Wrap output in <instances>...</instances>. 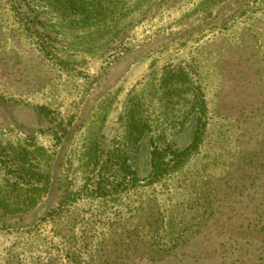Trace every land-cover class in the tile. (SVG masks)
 <instances>
[{
    "label": "rangeland",
    "instance_id": "1",
    "mask_svg": "<svg viewBox=\"0 0 264 264\" xmlns=\"http://www.w3.org/2000/svg\"><path fill=\"white\" fill-rule=\"evenodd\" d=\"M104 1L110 25L74 28L51 0H0V191L31 185L23 163L51 187L0 214V264H262L264 0L227 23L240 1ZM168 70L189 78L174 106ZM136 98L149 127L128 145ZM164 132L189 152L153 164Z\"/></svg>",
    "mask_w": 264,
    "mask_h": 264
},
{
    "label": "trees",
    "instance_id": "2",
    "mask_svg": "<svg viewBox=\"0 0 264 264\" xmlns=\"http://www.w3.org/2000/svg\"><path fill=\"white\" fill-rule=\"evenodd\" d=\"M229 0H210L211 5L224 3ZM232 1V0H230ZM240 1V6L238 10H234L229 14V17L223 20V23H227V21L234 20L235 18L239 17L240 13H245L249 5L251 4V1L245 2L242 0ZM51 3L54 5H57L56 7L60 10V14L63 16V18L66 21V24H70L71 27L74 28H83V27H89L92 24H98L103 22V24H106L107 26L110 25L109 21H107L108 18L111 17V15H115L120 11V9L113 8L111 5H107L104 0H51ZM242 4V5H241ZM122 12H119V14ZM114 17V16H113ZM116 27L120 30L118 32H121V28L119 26V19L115 20ZM167 74L164 75V78L161 82V88L164 89L165 97H167L168 100V106H174L172 105V102L175 100L176 96L178 95L180 89L179 86H183L187 83L188 73L185 70H168L165 72ZM136 101L132 102L131 108L127 114V135L126 139L128 142V145L135 144L140 141L141 138L145 135V133L148 131L149 125L147 124V119L145 116V108L142 102L139 101V98H136ZM171 102V104H170ZM170 104V105H169ZM192 112L195 107L194 103L192 105ZM195 107V108H194ZM191 109V108H190ZM201 107H198L196 112L198 110H201ZM167 121L169 122V127H173L174 125H177V112L181 111L180 108H176V110L173 108V110L167 109ZM176 111V112H175ZM190 111V113H191ZM198 137V136H197ZM196 137V138H197ZM159 144L165 145L163 148L156 147L153 150V164L156 163V160L163 159L162 157H171L170 160H172L174 157L177 159H180V157L184 156L189 152V149H185L184 151H181L178 153L177 148H174L171 145V142L167 140V132H164L161 137H159ZM24 152L25 158H18L17 162H24L27 160V155H30V152ZM95 155V153L93 152ZM91 154V155H93ZM182 154V155H181ZM181 155V156H180ZM173 156V157H172ZM113 159L116 160V163L113 162V164L117 165L119 170H129V156L128 153L124 151V148H119L118 152L113 156ZM111 161L112 155H111ZM19 173H21L25 176H21L22 178H27L29 181V186H20L18 183L10 184L6 190L3 192L0 191V214L1 215H7V214H13L18 212H26L32 208H35L38 206V201L40 197L42 196V192L46 191L47 189H51L50 187V181H49V175H45L46 179L43 177V173L39 171L37 166L27 167L26 163H23L19 166ZM104 178V173L102 175ZM113 179H115L114 176H111ZM105 189L108 188L109 183H112L110 181L111 178H105ZM127 179L126 176H124V180ZM136 181L137 178L134 175L133 181ZM38 183L34 184L33 183ZM122 184V183H121ZM264 206V205H263ZM255 216V215H253ZM260 219L255 218V221H249L248 223V229L249 230H256L254 232H258V235H261L264 237V218H262L261 226H259ZM259 226V227H258ZM264 249V248H263ZM264 260V257L262 258ZM264 264V262L262 263Z\"/></svg>",
    "mask_w": 264,
    "mask_h": 264
}]
</instances>
